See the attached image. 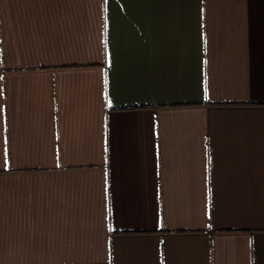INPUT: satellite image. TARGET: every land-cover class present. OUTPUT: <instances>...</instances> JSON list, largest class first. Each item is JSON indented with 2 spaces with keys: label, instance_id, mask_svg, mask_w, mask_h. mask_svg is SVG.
Listing matches in <instances>:
<instances>
[{
  "label": "crops",
  "instance_id": "0c3cea01",
  "mask_svg": "<svg viewBox=\"0 0 264 264\" xmlns=\"http://www.w3.org/2000/svg\"><path fill=\"white\" fill-rule=\"evenodd\" d=\"M0 264H264V0H0Z\"/></svg>",
  "mask_w": 264,
  "mask_h": 264
}]
</instances>
